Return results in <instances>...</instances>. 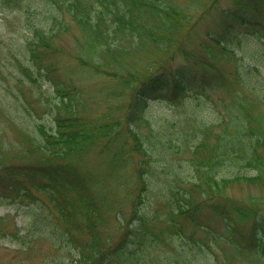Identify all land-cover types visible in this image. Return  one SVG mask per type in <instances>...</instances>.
<instances>
[{"label":"trees","instance_id":"1","mask_svg":"<svg viewBox=\"0 0 264 264\" xmlns=\"http://www.w3.org/2000/svg\"><path fill=\"white\" fill-rule=\"evenodd\" d=\"M60 1L63 10L60 9L57 21H61L51 29H32L33 37L28 41L29 60L20 64L32 81L39 76L44 77L56 93L52 122L38 124L35 134L21 130L23 145H13L5 152L0 146V188L11 193L6 199L29 206L38 204L37 195L30 189L33 187L50 200L59 227L57 231L52 228L50 233L47 232L45 225H41L40 214L34 213L26 225L11 233L20 244L19 249L34 251V241L40 240L47 241L53 249L63 242L69 250V246L77 249L70 264H112L114 261L109 256L113 252L122 259L127 251L142 254L146 246L161 241L163 229L178 227L176 219L179 217L194 226L201 225L202 205L207 204L206 207L226 221V236L223 238L230 243L233 253L247 251L248 255L255 256L254 264H264L261 256L257 255L264 252V213L261 211L264 194L263 198L250 197L243 203H232L227 195L228 188L239 182L258 185L264 193V117L249 115L251 107L259 105L257 99L264 104V89L261 90L264 88V75L259 67L254 69L261 77L260 87L255 86L248 71L237 69V88L230 103L225 105L229 119L217 124L218 128L220 124L219 131H214L213 126H197L196 122L194 128L199 133L194 138L198 142L193 145V155L187 160V167L182 168L181 161L176 159L182 152H176L192 142L184 139L182 142L185 143L174 144L169 125L155 129L143 111L149 106L148 99L164 100L162 91L177 94L207 86L210 74L207 63L201 61L202 72L192 73L184 64L173 67L170 62L155 69L150 64L145 71L133 68L123 60L134 50L153 48L161 57L162 64L166 60L169 62L172 55L180 51L177 43L179 36L184 34L182 32L193 31L199 19L221 0H189L186 7L173 0ZM244 1L238 2V7L227 11L226 15L248 28L257 18L252 19L248 15L251 11ZM253 1L264 6V0ZM65 12L85 31L84 47L92 56L91 59L80 57L79 66L101 78L103 95L112 100L96 118L85 114L82 86L57 72L53 73L59 70V66L49 58L62 52L55 39L68 30L69 23L63 16ZM259 35L264 38V26ZM214 40L221 50L232 51V39L225 40L215 35ZM213 72L217 84H223L222 72L218 69ZM244 76L249 79L245 81ZM247 89L257 93L256 99H252ZM138 120L149 124L150 135H145L139 126L133 125ZM194 120L196 117L192 122ZM206 137H209L208 142ZM94 148L109 154L107 171L109 180L115 182L117 179L115 184L103 182L90 168L84 167L85 154ZM135 154L141 157L135 160ZM4 155H11L8 164ZM158 172L165 179L156 178ZM135 177L139 180L141 192L149 191L155 179L165 185L168 210L163 224H158L157 214L151 216L141 211L142 195L131 197L133 208L128 222L119 219L121 205L117 208L119 205L110 198V194L122 192L120 195L123 197L132 196L134 183L131 181ZM184 181L187 187L180 184ZM108 184L110 188H107ZM112 211L120 224L126 225L114 246L110 236L104 237L108 221L104 213ZM134 220L136 222L132 224ZM247 222L251 225L244 232L242 226ZM179 231H184L182 224ZM194 234L186 235L185 242L200 250L215 239L197 240Z\"/></svg>","mask_w":264,"mask_h":264},{"label":"rangeland","instance_id":"2","mask_svg":"<svg viewBox=\"0 0 264 264\" xmlns=\"http://www.w3.org/2000/svg\"><path fill=\"white\" fill-rule=\"evenodd\" d=\"M173 1L185 7L189 2V0ZM240 1L242 0H221L212 11L199 19L193 31L188 33L183 31L184 34L179 36L177 43V48L180 51L172 53L173 57L169 59V62L166 60L162 64L161 57L153 48L142 51L134 50L123 59L125 64L145 71L150 64L155 69L159 65L170 64L171 62L173 67L184 64L188 67L189 72L201 73L204 68L201 61L207 63L206 68L210 73L207 76V86L177 94L167 90L162 91L164 100L148 99L149 106L143 111L155 129L158 130L164 125H169V129L173 133L170 135L173 136L174 144L178 145L184 139L192 142L191 145L185 144L182 151L176 152H182V155H177L176 158L181 161L182 168L187 167V160L193 155V145L198 142V139L194 138L199 133V130L195 129L194 126L196 122L198 123L197 126H213L214 131H219L220 124L219 128L217 124L221 120L227 121L229 119L225 105L230 103V99L237 88L235 83L237 69L240 72L248 71L256 87H260L262 84L261 77L254 67H259L260 72L264 75V38L259 35L264 26V6L260 3H254L253 0L244 1V4L250 8L248 10L251 11L248 12V15H251L252 19L257 18V21L248 29L226 15L227 11L235 10ZM61 5L60 0H0V146H3V152L10 150L13 145H23L24 134L22 132L28 131L35 134L38 124L52 122V108L57 99L56 93L44 77L39 76L35 81H32L31 76L27 75L20 64L27 63L29 60L28 41L33 37L32 29L35 27L51 29L56 26L57 22L61 21H57V16L61 15L60 9L63 10ZM63 16L64 20L69 23L66 27L68 30L62 32L55 39L62 52L51 55L49 58L59 66V70L53 71V73L57 72L82 86L86 103L85 114L95 118L99 117L112 100L103 95L101 78L87 71L85 67L79 66L80 57L92 58V56L90 57L91 53L84 47L85 31L67 12ZM215 35L225 40L232 39L230 47L232 51L221 50L214 40ZM62 53L64 55L60 56ZM44 60L46 61V59ZM216 69L224 75L223 84H217L218 82L214 79L215 72L213 71ZM77 78L81 80H77ZM242 78L245 81L249 79L246 76ZM247 91L252 95V99H256V92L250 91V89ZM257 102L259 104L257 108L252 106L249 110L250 117H264V104L260 99H257ZM194 117H196V121L192 122ZM252 124L255 125L256 123L252 122ZM133 125L139 126L138 128L145 135L151 134L147 122L138 120ZM205 140L208 142L209 137H206ZM211 142H213L212 138ZM85 155L87 156L84 160V167L90 168L103 182L109 184L117 182L115 178V182L109 180L108 153L94 148ZM137 155H134L135 160L136 157H141ZM4 157L6 158L5 163L8 164L11 155H4ZM156 178L163 180L165 176L158 172ZM156 180L150 182L149 191L141 192L140 185H138L139 180L135 177L134 181H131L134 183L131 186V191L134 192L132 196L123 197L124 195H120L122 192L110 194V198L119 205L116 207L120 208L121 205L119 219L125 223L128 222L133 208L131 197L142 195L141 211L151 216L157 214L158 224H163V217L166 216L168 210L165 204L167 197L165 185L157 183ZM109 184L107 188H110ZM180 184L187 187L185 181ZM30 189L37 195L38 203L31 206L26 203H10L6 196L11 193L9 194L8 189L0 188V264L13 262H27L29 264L37 262H41L40 264L72 263L71 258L77 254V249L69 246L71 248L69 250L68 245L63 242L59 243L58 248L53 249L47 241H34L36 249L28 252L19 249L20 244L11 236V233L18 227L26 225L34 213L40 214L41 225H45L43 227L47 232L50 233L52 228L58 230L55 210L48 197L33 187ZM263 194V188L248 182L233 183L227 191L232 203H243L250 197L263 198ZM195 201L197 202L198 199ZM206 205H202L203 210L199 217L201 225L194 226L179 217L176 222L179 221L183 225L184 231H179L180 224L177 222L178 227L172 230L163 229V234L160 235L162 240L157 242L158 245L155 243L146 246L142 254L127 251L120 259L117 253L113 252L109 256L114 261L112 264H225L223 262H227V260L231 261L230 264H254L255 256L248 255L247 251L238 254L233 253L230 243L223 238L226 236V221ZM261 206H263L261 211L264 213V203ZM113 212L104 213L108 217L104 237L110 236L114 246L119 242L122 229L126 225L122 226L112 215ZM134 222L136 221L134 220L132 224ZM250 225L251 223L247 222L242 226L243 231L246 232ZM191 232L195 233L197 240L213 237L215 239L210 242L209 246H204L200 250L186 244V235ZM167 239H170V242ZM253 253L256 254V251ZM257 255L261 256V260L264 261V252Z\"/></svg>","mask_w":264,"mask_h":264}]
</instances>
